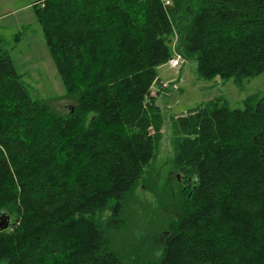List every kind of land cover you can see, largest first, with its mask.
Masks as SVG:
<instances>
[{"label": "trees", "instance_id": "1", "mask_svg": "<svg viewBox=\"0 0 264 264\" xmlns=\"http://www.w3.org/2000/svg\"><path fill=\"white\" fill-rule=\"evenodd\" d=\"M33 5L73 104L32 99L0 44V264H264V96L171 116L181 180L165 217L147 241L113 235L128 206L148 227L134 192L162 136L151 89L172 39L198 76L240 84L264 68V0Z\"/></svg>", "mask_w": 264, "mask_h": 264}, {"label": "rangeland", "instance_id": "2", "mask_svg": "<svg viewBox=\"0 0 264 264\" xmlns=\"http://www.w3.org/2000/svg\"><path fill=\"white\" fill-rule=\"evenodd\" d=\"M35 1L0 0V44L8 51L15 70L20 74L32 99L47 103L55 112H67L73 99L66 93L36 20L33 5ZM171 54L172 57L179 55L181 58L174 39L171 41ZM196 67L195 60L184 61L182 58L176 65H172L169 59L156 66L159 81L152 85L151 90L157 97L156 103L163 117L162 136L156 156L144 169L138 181L139 187L134 192L139 204L144 205L142 215L148 227L145 225L141 229L134 225L132 207L128 206L123 212L126 226L113 232L116 242L119 236L127 235L147 241L150 233L159 229L165 217L163 209L166 199L163 195L173 187L170 183L172 176L181 180L180 174L173 173V134L169 125L171 116L182 115L216 98L225 101L233 109L242 108L244 100L249 96L254 100L264 96V68L238 84L234 78H202L198 76ZM143 247L147 248V245L143 244Z\"/></svg>", "mask_w": 264, "mask_h": 264}, {"label": "built area", "instance_id": "3", "mask_svg": "<svg viewBox=\"0 0 264 264\" xmlns=\"http://www.w3.org/2000/svg\"><path fill=\"white\" fill-rule=\"evenodd\" d=\"M160 1L162 3L163 8H166V7L170 6V0H160ZM180 59L181 58H180L179 55H175V57L170 60V63L172 65H176V64H178Z\"/></svg>", "mask_w": 264, "mask_h": 264}, {"label": "water", "instance_id": "4", "mask_svg": "<svg viewBox=\"0 0 264 264\" xmlns=\"http://www.w3.org/2000/svg\"><path fill=\"white\" fill-rule=\"evenodd\" d=\"M9 216L5 213H0V230H4L8 226Z\"/></svg>", "mask_w": 264, "mask_h": 264}, {"label": "bare ground", "instance_id": "5", "mask_svg": "<svg viewBox=\"0 0 264 264\" xmlns=\"http://www.w3.org/2000/svg\"><path fill=\"white\" fill-rule=\"evenodd\" d=\"M172 58H174V57H171L170 60H171ZM178 63H179V62H178Z\"/></svg>", "mask_w": 264, "mask_h": 264}]
</instances>
